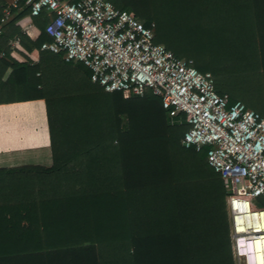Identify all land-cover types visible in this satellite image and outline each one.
I'll list each match as a JSON object with an SVG mask.
<instances>
[{
  "label": "trees",
  "instance_id": "16d2710c",
  "mask_svg": "<svg viewBox=\"0 0 264 264\" xmlns=\"http://www.w3.org/2000/svg\"><path fill=\"white\" fill-rule=\"evenodd\" d=\"M109 1L264 116V0ZM19 4L0 25V103L44 100L52 164L0 170V264H235L229 184L185 143L187 115L150 89L106 92L41 49L48 17Z\"/></svg>",
  "mask_w": 264,
  "mask_h": 264
},
{
  "label": "built area",
  "instance_id": "2783aa9c",
  "mask_svg": "<svg viewBox=\"0 0 264 264\" xmlns=\"http://www.w3.org/2000/svg\"><path fill=\"white\" fill-rule=\"evenodd\" d=\"M31 16L45 13L49 41L41 49L82 62L90 79L124 97L150 89L170 116L187 115V145L207 148L208 164L228 182L227 204L235 264H264V116L218 93L193 60L156 43L155 24H144L109 0H21ZM22 9L6 2L0 25ZM31 21L22 26L27 34ZM19 43L17 37L11 44Z\"/></svg>",
  "mask_w": 264,
  "mask_h": 264
},
{
  "label": "crops",
  "instance_id": "0c3cea01",
  "mask_svg": "<svg viewBox=\"0 0 264 264\" xmlns=\"http://www.w3.org/2000/svg\"><path fill=\"white\" fill-rule=\"evenodd\" d=\"M29 21L32 26L28 28L27 34L35 36L38 32L31 19L26 18L22 26H26ZM51 164L50 134L44 100L0 103V170L32 165L49 167Z\"/></svg>",
  "mask_w": 264,
  "mask_h": 264
},
{
  "label": "rangeland",
  "instance_id": "374dc122",
  "mask_svg": "<svg viewBox=\"0 0 264 264\" xmlns=\"http://www.w3.org/2000/svg\"><path fill=\"white\" fill-rule=\"evenodd\" d=\"M195 66V65H194ZM203 74V73H202ZM203 75H205V74H203ZM208 75H210L209 73H208ZM206 76V75H205ZM218 77V76H217ZM215 83V86L217 85V87L218 88H220V87H222V75H221V77L219 78L218 77V79H216V81L214 82ZM261 204L264 206V202H261ZM228 205V204H227ZM229 209V208H228ZM229 211V210H228ZM229 220H230V212H229Z\"/></svg>",
  "mask_w": 264,
  "mask_h": 264
}]
</instances>
